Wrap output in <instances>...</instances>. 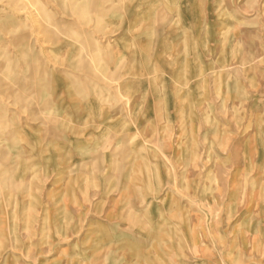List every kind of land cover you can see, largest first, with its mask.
Instances as JSON below:
<instances>
[{"label": "crops", "instance_id": "obj_1", "mask_svg": "<svg viewBox=\"0 0 264 264\" xmlns=\"http://www.w3.org/2000/svg\"><path fill=\"white\" fill-rule=\"evenodd\" d=\"M262 5L258 0H162L152 8L126 4L117 20L97 17L92 29L68 31L67 37H77L80 45L70 51L67 74L89 79L91 91H97L93 126L78 125L79 110L70 118L72 132L84 128L77 136L97 142L91 164L97 179L67 180L75 187L64 194L74 203L71 222L60 236L53 235L54 241L64 240L62 264H199L189 259L190 245L205 251V264H214V258L222 264H264V51L256 41L246 44L260 33ZM95 33L97 66L89 68L82 66L86 55L80 37ZM70 89L65 85L64 90ZM79 103L63 105L76 108ZM183 128L189 129L193 146L188 152L181 145L169 146L162 152L161 168L169 169L172 156L189 155V168L196 167L199 154L209 156L208 170L227 171L231 178L222 185L231 190L229 202L240 204L229 206L227 217L213 214L226 197L210 193L218 178H207L204 184L202 202L212 213L198 212L197 195L187 201L189 208H174L175 195L157 200L133 190L135 159L147 165L155 153L149 143L156 138L176 142ZM200 138L221 144L199 149ZM86 151L77 148L80 156ZM214 156H219L218 168L212 164ZM85 160H78L82 167L88 164ZM189 180L197 191L196 178ZM248 185L252 190L245 195ZM241 188L242 195L237 193ZM90 197H96L92 203L97 210L81 212ZM82 217L89 221L80 222ZM179 228L186 246L175 248V259L167 260L166 249H171L166 237ZM168 241L178 244L172 237Z\"/></svg>", "mask_w": 264, "mask_h": 264}, {"label": "rangeland", "instance_id": "obj_2", "mask_svg": "<svg viewBox=\"0 0 264 264\" xmlns=\"http://www.w3.org/2000/svg\"><path fill=\"white\" fill-rule=\"evenodd\" d=\"M161 1L0 0V264H62L64 253L60 249L64 240L54 241L53 235L58 233L60 236L63 227L71 222L69 212L74 203L71 195L64 194H71V189L75 187L73 183L68 186L67 180L78 177L93 179V173H97L91 165L93 158L97 157V142L77 136L78 131L84 128H76L72 132L73 124L70 122V118L76 115L74 111L79 110L81 113L77 115H82V119L78 125L85 128L93 126V117L97 115L93 100L97 91H91L93 83L89 79L81 80L78 76L67 74L65 68L71 60L68 58L72 53L70 51H77L80 45L76 42L77 37L75 41L67 37L68 31L92 29V21L97 17L108 21L117 20L118 12L123 14L126 4L140 7L148 5L152 8ZM258 1L263 4L262 20L257 27L260 33L251 39L247 38L246 44L253 46V41H256L264 51V0ZM70 23L77 26L71 27ZM94 35L80 37L86 55L82 66L89 68L97 66V54H94L97 52V34ZM83 75V78L91 77ZM65 85L71 89L64 90ZM70 100L80 102V107L65 108L63 104ZM185 109L188 113L189 108ZM183 130L182 135L178 134L176 142L175 139L152 140L149 145L155 149V153L150 154L147 165L135 159L131 172L134 192L143 196L153 195L157 200H161L162 195H175L174 208H189L187 201L197 195L198 212L212 213L209 204L202 202L206 194L204 184L207 178H218L217 184L220 185L215 183L210 193L212 191L217 197H226L220 202L225 203L223 208L217 203L213 214L215 218L216 211H219L227 217L231 212L229 206L238 207L240 204L229 202L231 190L222 185L231 178L227 171L221 168L208 170L209 156L199 154L196 167L189 168L190 156L176 155L167 160L169 169L165 171L161 168L166 157L162 152L169 146L181 145L187 152L193 146L189 129ZM71 132L76 137H72ZM205 141L204 138L198 140L199 149L213 142L214 146L221 144L220 140L212 143ZM77 148L87 151L80 156ZM81 158L86 159L83 163L90 165L82 167L78 161ZM218 158L213 157L214 167L217 166ZM191 178L198 181L197 191L189 185ZM83 189H88L86 184ZM244 189L237 193L242 195ZM251 190L248 185L245 195L251 193ZM94 198L90 197L91 202L81 205V212L97 210V207H93ZM236 210L235 215L239 213ZM179 212L177 208L174 213L178 227L181 225ZM84 217L80 222L89 221ZM212 218L210 223L213 222ZM251 219H245L244 224ZM176 231L166 237L165 245L171 249H166L167 260L175 259L176 249L186 246L181 229ZM171 237L177 239L178 244L168 241ZM73 238L65 242L70 243ZM191 247L189 259L205 264V251ZM212 262L222 264L219 258H214Z\"/></svg>", "mask_w": 264, "mask_h": 264}]
</instances>
